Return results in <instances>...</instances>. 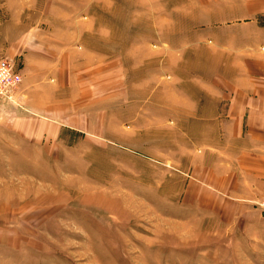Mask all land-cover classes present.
<instances>
[{"label": "rangeland", "instance_id": "374dc122", "mask_svg": "<svg viewBox=\"0 0 264 264\" xmlns=\"http://www.w3.org/2000/svg\"><path fill=\"white\" fill-rule=\"evenodd\" d=\"M126 3L113 15L110 0H0V14L3 4L8 8L3 24L11 21L0 27L4 48L26 41L36 27L45 40L52 28H93L109 37L118 27L126 37L128 26L138 31L132 43L144 37L142 30L147 41H159L163 27L164 46L176 51L164 56L157 80L149 76L154 67L141 79L132 55L127 81L124 50L116 47L108 58L107 48H94L93 41L88 52L101 60L83 71L114 69L113 76L84 82L92 92L64 93L57 135L12 133V126L35 117L13 93L11 114L0 109V264H264V193L218 192L210 185L204 173L212 153L202 128L188 125L203 108V98L191 92L200 88L192 76L202 77V70L185 54L191 47L251 52L255 41L264 56V0ZM171 7L191 15L150 13ZM130 51L140 59L147 53L137 45ZM3 52L2 58L11 54ZM22 53L23 47L6 61L23 79ZM145 86L175 92H133Z\"/></svg>", "mask_w": 264, "mask_h": 264}, {"label": "crops", "instance_id": "0c3cea01", "mask_svg": "<svg viewBox=\"0 0 264 264\" xmlns=\"http://www.w3.org/2000/svg\"><path fill=\"white\" fill-rule=\"evenodd\" d=\"M110 4L113 15L117 13L116 11H119V8L128 6L126 0H110ZM6 6L7 4L2 5L0 27L1 25L6 27L7 23L11 22L9 20V22L3 24L2 21L3 14L8 11ZM64 8L63 11L66 10V7ZM150 11L152 15L154 13V15L159 16L191 15L184 12V10L181 14V10L177 7ZM142 15L146 16L147 10ZM55 29L52 28V36L45 40L41 39L43 36L39 32L41 31L40 28L36 27L33 28L32 34L26 41H21L13 48L10 47V44L4 48V42L0 44V54L4 53L3 50H8V54L11 53L8 57H0V62L12 61L13 55L23 47L22 59L25 67L21 72H25V77L23 75V82L15 91L16 101L26 107L27 113L31 112L36 118L40 119L30 117L28 120L20 121L21 123L18 122L19 125L10 128L12 133H14L13 130L19 133L24 130V133L21 132L23 136L32 137L34 134L35 137H43L44 132H42V129L43 131L47 129L49 134L57 135L61 125L57 122L60 115L59 106L65 102L61 100L64 93L92 92L89 89L93 86L84 89V82L89 80L91 82L99 81L102 77L113 76L112 72L109 74V70L113 71L114 69L107 70V73H100L96 70V72H88L87 74L83 71L85 67L93 66L101 60H98V52H88V46L93 41L98 44L94 48H107L108 58L115 56L114 49L116 47L124 50L122 57L126 66L123 75L127 81L132 74L130 64L132 62L131 57L134 55L137 59L139 58L137 64L139 73L145 75L141 79H146V72L149 68L154 67L155 72L150 73L149 76L152 77L151 80H157L161 78L164 72L162 64L164 56H173L176 52L173 51L171 45L165 47L167 43L162 41L163 27L160 28L159 41H147L150 37L146 31L142 30V33L145 32L144 37L142 36V38H139L140 40L133 43L130 38L132 36L133 38L137 37L135 34L138 31L128 26L125 28L128 34L126 37L120 35L118 27H113L110 38L107 34L104 36V32L93 28L82 30L66 27L58 28L60 30L58 32ZM153 29V34H155L156 30ZM255 29L258 31L259 27L256 26ZM0 39L8 41L5 34ZM250 43L256 47L254 49L251 47L252 51L245 53L233 51L227 46L215 48L217 50H211L208 47L197 49L191 47V51H188L190 49L185 50L188 51L185 53L188 54L187 62L190 59H196L199 61L197 66H201L196 70H202L197 71V74H201L202 77L192 76V78H195L194 82L196 84L194 85H198L200 88L195 86V90L191 92H197L195 96H201L204 103L201 114L198 113V115H201V119L196 120L198 115L193 113V118H190V121L192 119L196 122L188 121V125L203 130V143L213 156V158H210L208 168L205 169L208 172L204 174L211 178L209 180L210 185L215 187L218 192L264 193V56H260L255 41ZM153 44L156 45L154 49L151 47ZM133 45L139 46L143 52L147 50L145 51L147 53L140 59L139 52L131 53L130 50ZM15 48L16 51H14ZM217 54L218 56H216ZM114 61H109L107 64L113 66L116 63ZM69 63L71 68L67 66ZM219 64L229 66V68H222ZM216 65L220 67H215ZM68 71L70 73H67ZM89 75L90 77H87ZM68 80L71 83L69 89L66 90L64 82ZM98 87L93 92H98ZM110 92L114 91L110 90ZM124 92H132V90H125ZM133 92L175 91H163L157 88L147 89L145 86V89ZM7 103L10 102L5 101L0 109L5 108L11 114L12 108L8 109L9 104ZM8 120L11 121L10 118Z\"/></svg>", "mask_w": 264, "mask_h": 264}, {"label": "built area", "instance_id": "2783aa9c", "mask_svg": "<svg viewBox=\"0 0 264 264\" xmlns=\"http://www.w3.org/2000/svg\"><path fill=\"white\" fill-rule=\"evenodd\" d=\"M22 80V75L14 70L11 61L0 62V106L11 99ZM259 205L264 207V201L259 203Z\"/></svg>", "mask_w": 264, "mask_h": 264}]
</instances>
